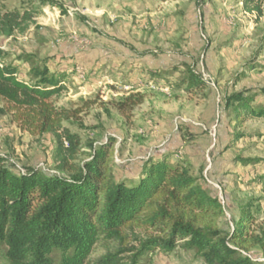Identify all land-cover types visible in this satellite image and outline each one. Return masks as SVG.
Returning <instances> with one entry per match:
<instances>
[{"label":"rangeland","instance_id":"rangeland-1","mask_svg":"<svg viewBox=\"0 0 264 264\" xmlns=\"http://www.w3.org/2000/svg\"><path fill=\"white\" fill-rule=\"evenodd\" d=\"M53 1L62 9L42 6V0H3L6 10L33 18L25 32L0 37V51L9 55L8 63L28 54L53 59V68L62 63L76 70L66 90L54 98L59 110L81 111L63 126L85 144L115 139L119 179L138 173L149 154L181 152L194 165L193 175L226 207L222 230L231 232L251 204L261 207L262 226L264 119L239 126L226 100L245 92L264 105V17L244 12L242 0ZM188 68L205 81L203 91L164 89L161 81L149 85L143 78L127 84L134 69L168 71L177 83ZM130 96L143 102L119 109ZM188 131L194 134L192 141ZM56 145L53 135L22 130L17 114L0 100V157L8 158L15 170L56 173ZM238 158L262 162L245 166ZM105 253L100 242L91 259ZM152 257L154 264H205L182 249Z\"/></svg>","mask_w":264,"mask_h":264},{"label":"trees","instance_id":"trees-1","mask_svg":"<svg viewBox=\"0 0 264 264\" xmlns=\"http://www.w3.org/2000/svg\"><path fill=\"white\" fill-rule=\"evenodd\" d=\"M2 1L0 37L25 32L33 15L8 11ZM241 4L244 12L264 17V0ZM41 5L62 9L53 0H42ZM8 58L0 51V100L17 114L22 130L53 135L57 145L54 174L35 168L17 171L8 158L0 157L2 264H154L156 252L171 254L177 249L191 252L205 264H264L261 207H244L232 231L222 230L226 207L176 150L149 154L138 173L117 178L116 140L110 138L100 146L83 143L63 126L81 111L71 113L54 105L76 70L62 63L53 68V59L35 55H20L13 63ZM135 78L149 85L161 81L164 89L189 94L206 88L192 68L177 83H172L174 75L168 71L134 69L127 84ZM142 102L130 96L118 107L133 109ZM226 108L239 126L252 118L264 119V105L245 92L228 97ZM186 134L192 141L194 134ZM237 162L259 166L262 161L238 158ZM100 242L106 253L92 260Z\"/></svg>","mask_w":264,"mask_h":264},{"label":"built area","instance_id":"built-area-1","mask_svg":"<svg viewBox=\"0 0 264 264\" xmlns=\"http://www.w3.org/2000/svg\"><path fill=\"white\" fill-rule=\"evenodd\" d=\"M81 74H82V76H81V77H83V76H84V72H81Z\"/></svg>","mask_w":264,"mask_h":264}]
</instances>
